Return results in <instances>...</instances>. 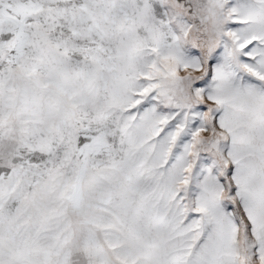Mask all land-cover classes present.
<instances>
[{
  "label": "snow or ice",
  "instance_id": "snow-or-ice-1",
  "mask_svg": "<svg viewBox=\"0 0 264 264\" xmlns=\"http://www.w3.org/2000/svg\"><path fill=\"white\" fill-rule=\"evenodd\" d=\"M0 264H264V0H0Z\"/></svg>",
  "mask_w": 264,
  "mask_h": 264
}]
</instances>
